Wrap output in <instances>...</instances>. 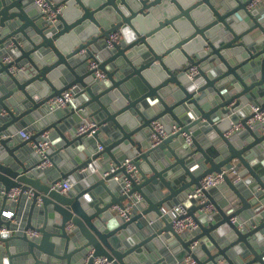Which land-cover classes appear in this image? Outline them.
I'll use <instances>...</instances> for the list:
<instances>
[{
	"label": "water",
	"instance_id": "water-1",
	"mask_svg": "<svg viewBox=\"0 0 264 264\" xmlns=\"http://www.w3.org/2000/svg\"><path fill=\"white\" fill-rule=\"evenodd\" d=\"M251 1L49 0L51 20L0 0V264H264V132L248 123L264 110V0ZM87 121L96 131L77 133ZM46 132L42 169L29 143ZM225 168L238 176L189 197ZM176 203L197 228L176 230L162 210Z\"/></svg>",
	"mask_w": 264,
	"mask_h": 264
},
{
	"label": "built area",
	"instance_id": "built-area-1",
	"mask_svg": "<svg viewBox=\"0 0 264 264\" xmlns=\"http://www.w3.org/2000/svg\"><path fill=\"white\" fill-rule=\"evenodd\" d=\"M263 0H252L250 4L248 5L249 8H254L258 6ZM38 4L42 6L43 12L47 16L48 19H53L59 10L53 11L50 7L49 0H35ZM120 39V34L119 33H112L110 38L107 40V44L109 47L113 46V42L118 41ZM6 60H9V57H6ZM98 66V62L95 60H92L90 62V67L91 68H96ZM198 69L196 66L192 67L191 70L189 71V76L193 77L197 73ZM96 76L99 78H104L105 74L97 70L96 71ZM76 92V88L72 87L70 89H67L62 92L60 96L55 97L51 103L57 105L58 107H64L67 105V103L72 100L74 94ZM253 116L248 120V123L251 125H255L257 123L262 124V130L264 132V110L260 108V106L256 105L253 106ZM98 128L96 122H91L87 121L81 125L78 126L77 128V133H85L88 132L89 135H91L96 129ZM241 128V124L237 123L235 124L234 128L230 131L233 132L234 130H237ZM177 130H179V126L177 124L172 125V130L171 133H175ZM229 132V133H230ZM19 134L21 135L22 139H28L32 135V132L29 130H20ZM167 136V132L164 129V125L160 120L154 121L152 123V138L156 142H158L161 138H164ZM188 140H190V137L188 136ZM34 149L37 151V153L40 155L42 162L38 166L39 168H45L49 165H51V161L47 156V153L49 149L51 148V142H50V137L49 134L46 132L42 135V138L37 142V143H32ZM99 148H102L99 146ZM124 164L127 165L129 170L133 169V166L130 164V160L126 159L124 161ZM224 173H229L233 177L238 176V171L235 170L234 168H225L223 169V172L221 173H211L205 176L201 180V188H197L196 193L193 195H190L189 197H198L199 195L202 194L201 189L202 188H212L221 185L224 182ZM73 186V183L71 179L67 178L63 180L62 182H58L55 184V187L61 188L62 192H68ZM131 181L129 179H125L124 181V186L123 189L125 192L131 189ZM18 193L17 189H14L11 191L9 197L10 199H14ZM164 213H171L174 217V227L176 228L177 231L183 232L188 229H195L198 227L196 221L191 218V217H185V218H179V215L185 213V207L182 203H179L177 205H174L172 208H163L162 209ZM130 211V206L126 208V210L122 211V215L128 217L126 213ZM9 217L12 216V212L9 213ZM69 228H72V224L68 225ZM6 231V228H0V233ZM27 233L30 236H38L39 232L35 230H27ZM191 264H195L194 261L189 260ZM93 264H113L112 261L108 260L106 257L103 256H98L94 258Z\"/></svg>",
	"mask_w": 264,
	"mask_h": 264
},
{
	"label": "crops",
	"instance_id": "crops-1",
	"mask_svg": "<svg viewBox=\"0 0 264 264\" xmlns=\"http://www.w3.org/2000/svg\"><path fill=\"white\" fill-rule=\"evenodd\" d=\"M22 129H24V130H29L30 132H33L30 128H28V127H23ZM19 133V132H18ZM20 135V134H19ZM20 137H21V135H20ZM104 139V138H103ZM29 147L31 148V149H33V144H32V142H30L29 143ZM40 159V157L37 155V156H31L30 157V161H32V162H36V161H38ZM50 167H52V162H51V165H49V166H47V167H45V168H42V169H48V168H50ZM70 179V178H69ZM177 204H179V203H176L175 205H177ZM11 211L9 210V211H6L5 213H6V215L8 216L9 215V213H10ZM9 217V216H8ZM24 220H23V218H22V222H23ZM19 228H20V226H19Z\"/></svg>",
	"mask_w": 264,
	"mask_h": 264
}]
</instances>
